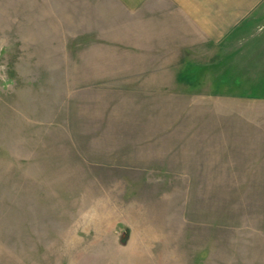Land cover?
I'll list each match as a JSON object with an SVG mask.
<instances>
[{"label": "rangeland", "instance_id": "374dc122", "mask_svg": "<svg viewBox=\"0 0 264 264\" xmlns=\"http://www.w3.org/2000/svg\"><path fill=\"white\" fill-rule=\"evenodd\" d=\"M129 1L0 0V264H264V19Z\"/></svg>", "mask_w": 264, "mask_h": 264}, {"label": "crops", "instance_id": "0c3cea01", "mask_svg": "<svg viewBox=\"0 0 264 264\" xmlns=\"http://www.w3.org/2000/svg\"><path fill=\"white\" fill-rule=\"evenodd\" d=\"M262 2H264V0H248V1H238L239 4H242L241 7L239 9H228L225 13H226V17L222 18L221 20L223 21V25L221 26V29L223 30L219 35L213 34V33H208L206 36H204L201 40L206 41V42H214L216 41H223L226 40L227 38H229V36L233 35V33L235 31H237L238 29H256L261 23V21H259L260 19H264V13H262L261 16V9H257V7H259ZM123 9H128L129 11L133 10L131 7H137L135 6L133 3H130L129 0H122ZM132 4V5H130ZM131 7H130V6ZM131 8V9H130ZM141 9H146L145 6H141ZM224 9V8H223ZM198 10V9H197ZM199 11V10H198ZM146 13H149V9H147ZM209 13H210V9H209ZM255 15V16H254ZM256 15H258V17H256ZM149 15L145 16V18H148ZM208 17V14L206 13V18ZM249 19V20H248ZM251 19V20H250ZM206 22L208 23V21L206 20ZM148 24L147 26H149L150 23H145ZM145 27V25H144ZM134 28V24L133 23H129V29H133ZM144 29H147V27H145ZM162 29H164L162 27ZM243 39V42H241L243 44L244 49L246 50H242L241 52V56H243L242 58L244 59V61L246 62H259L264 60V52H262V48H261V52L257 53L256 55H253L252 53H250L249 51V47H251L252 45H256L257 40L256 39H251V38H238V40ZM142 52L145 53V51L142 49ZM148 53V52H147ZM149 55V54H148ZM262 57V59L259 57ZM257 67V65L255 66ZM163 70L160 69H151L149 72H152V74L154 76L159 75V72H162ZM142 72H147V71H142ZM126 77L128 80L131 79V77L133 78V73H130L129 71H126L124 73H110L109 76L106 77H110L111 80L110 81H104L105 83V88H108L110 92H116L117 90L119 91L120 94L123 93H129L131 94L132 91L134 90V87H136L135 84H137L136 82L129 80V81H125V82H118V85L116 84V78L119 77ZM144 74V73H142ZM98 84H103V82H97ZM96 83V84H97ZM148 84V83H139V88L142 87V85ZM160 85H157L156 87H159ZM155 88V87H154ZM194 90V89H193ZM219 90V89H218ZM218 90L216 91L215 89H211L210 93H212L213 95H217L218 94ZM195 92H197V90H195ZM230 91H225V93L229 94ZM262 90L256 91V90H252L250 91V93L248 94H255V93H261ZM223 91L222 93H220L221 95L225 94ZM225 94V95H227ZM246 98V97H245ZM248 100L252 99V98H246ZM258 99H254V101H257ZM129 102H130V98H129ZM129 114L131 115V107H129ZM137 122V121H136ZM139 123V121H138ZM140 124V123H139ZM131 125H135V123L133 122V119H131L129 117V126ZM133 130H130V132ZM255 137V136H254ZM257 138V137H255ZM248 139L250 142H253V146L252 147H257L258 149L261 148V142L264 141L262 139ZM133 136L129 137V142H134L133 140ZM129 149L130 151H134V143H130L129 144ZM129 165H134V164H130Z\"/></svg>", "mask_w": 264, "mask_h": 264}, {"label": "trees", "instance_id": "16d2710c", "mask_svg": "<svg viewBox=\"0 0 264 264\" xmlns=\"http://www.w3.org/2000/svg\"><path fill=\"white\" fill-rule=\"evenodd\" d=\"M241 97H247V98H252V99H260L261 98V97L255 95V94H247V95L241 96Z\"/></svg>", "mask_w": 264, "mask_h": 264}]
</instances>
